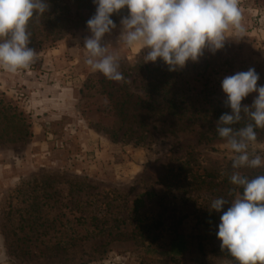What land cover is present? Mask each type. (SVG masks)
<instances>
[{"label":"rangeland","instance_id":"374dc122","mask_svg":"<svg viewBox=\"0 0 264 264\" xmlns=\"http://www.w3.org/2000/svg\"><path fill=\"white\" fill-rule=\"evenodd\" d=\"M239 6L243 37L230 32L223 49H206L173 82L183 95L176 101L189 107L181 120L146 116L142 106L131 111L142 116L125 118L105 93L125 80L141 87L143 68L158 61L145 63L146 49L117 44L121 17L104 37L123 76L131 72L121 82L86 65L83 27L29 45L39 53L29 68L0 69V122L17 106L32 134L0 142V264H237L218 252L222 213L210 204L232 199L236 187L228 178L235 153L211 129L227 108L221 82L254 68L264 85V0ZM248 150L264 158V134Z\"/></svg>","mask_w":264,"mask_h":264},{"label":"clouds","instance_id":"9594fccd","mask_svg":"<svg viewBox=\"0 0 264 264\" xmlns=\"http://www.w3.org/2000/svg\"><path fill=\"white\" fill-rule=\"evenodd\" d=\"M95 14L87 20L90 35L83 39L85 63L93 72L121 82L119 58L109 52L105 43L117 24L111 18L127 9L120 19L117 44L146 49L145 63L161 60L174 72L197 62L205 50L215 54L225 46L231 32L243 37L246 28L239 0H93ZM48 0H0V69L17 73L37 63L39 53L32 47L29 22L49 10ZM260 75L254 68L226 76L221 82L226 95L223 113L216 121V132L232 157L234 171L230 183L232 199L219 197L210 211L220 215L216 237L221 251H227L238 264H264V175L249 178L242 168L264 167V158L250 155L249 145L257 141L256 129H264V85L258 86ZM257 93L251 105L242 101ZM242 127H234L242 120ZM225 205H230L223 210Z\"/></svg>","mask_w":264,"mask_h":264},{"label":"trees","instance_id":"16d2710c","mask_svg":"<svg viewBox=\"0 0 264 264\" xmlns=\"http://www.w3.org/2000/svg\"><path fill=\"white\" fill-rule=\"evenodd\" d=\"M48 3L50 6L49 10L44 15L29 22L28 30L31 32V43L29 45L31 46L40 47L48 42L55 43L81 27L87 28V20L95 14L93 0H48ZM126 12L127 9L125 8L121 10L118 15L113 14L111 18L116 23V21ZM158 62H160V64H158ZM143 69H145L146 73L142 74V81H144V83L141 87L132 88L133 81L125 80L121 85L117 87L109 85V89L105 90L108 97L115 101L118 115L129 119L134 118V120L137 117L142 116L143 112L146 116L150 115L153 118L155 116H160L162 112L177 117L179 120H181L182 117L187 116L189 107L179 104V102L176 101L177 98H183V95H180L182 89L176 88L177 90L174 91L175 87L172 85L173 82L184 79L185 69L182 68L170 72L168 71L167 66L159 59L157 65L153 67L147 65ZM127 71H124V77L130 76L131 72H129V70ZM102 81H105V79L103 78ZM108 83L110 84V81ZM162 102H164L163 105L161 104ZM137 106H142L141 108L144 111L142 112L141 110L139 114L132 113L131 111L136 110L135 108ZM223 110L224 112H231V109L228 108ZM3 118L7 119L5 114H3ZM246 122L247 119L242 120L240 124L235 125L234 127H242ZM8 124L10 125V130H8ZM29 127L30 124L27 122L24 114L17 106H14L10 119L5 122H0V142H16L24 140L32 135L29 131ZM215 127L216 125L211 127L213 136L221 139L218 136ZM8 132L10 135L4 138V134ZM256 132L262 135L264 134V129H256ZM187 165L189 166L188 161L183 162L181 169H184ZM252 171L254 173L256 172L255 176L264 175V168ZM253 172L248 175L246 172L242 174L249 178H254L255 176H253ZM230 176L228 178H230ZM235 189L242 192L241 188L235 187ZM138 227L140 226L138 225ZM147 227H151V224ZM136 234L137 233H133L134 236H136ZM139 234L140 236L143 235V233ZM179 245H181V243ZM172 251L176 253L179 252L175 247ZM218 252L230 257L238 264V262L228 254L227 251H221L219 248Z\"/></svg>","mask_w":264,"mask_h":264},{"label":"crops","instance_id":"0c3cea01","mask_svg":"<svg viewBox=\"0 0 264 264\" xmlns=\"http://www.w3.org/2000/svg\"><path fill=\"white\" fill-rule=\"evenodd\" d=\"M138 48H140V47H138Z\"/></svg>","mask_w":264,"mask_h":264}]
</instances>
